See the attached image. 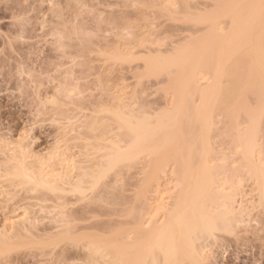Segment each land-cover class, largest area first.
Instances as JSON below:
<instances>
[{
	"label": "rangeland",
	"instance_id": "rangeland-1",
	"mask_svg": "<svg viewBox=\"0 0 264 264\" xmlns=\"http://www.w3.org/2000/svg\"><path fill=\"white\" fill-rule=\"evenodd\" d=\"M234 1L162 0L161 3V0H0V234L3 232L6 234L5 230L11 228V233L8 232L10 240L8 233L6 236L3 234L4 237L1 234L3 238L9 240V244L2 243L1 245L7 246V248L12 246L11 249L0 254V264H90V260H93L89 258L94 257H90L91 254L88 256L90 249L84 247V244L88 243L89 238L93 236L108 237L121 231L124 224H121L122 227L118 226L119 221L127 219L126 225L128 221L134 223V220L130 218L132 214L129 215L128 210L131 208L133 210L134 206L136 209V205L141 204L135 210L137 213L136 211L142 205L144 206L142 202L138 201L141 197V200L150 204V207L154 202L155 205L159 203L161 199L160 196V199L158 198L159 192H164L163 195L161 193L160 195L162 198H166L163 199L165 202L171 201L172 198L169 197L175 190H173L175 181L172 182L174 174L170 171L173 167H170L167 173H162L161 177L159 174L160 180L153 176L157 182L160 181L159 185L156 180L147 181L149 176V166L146 164L148 156L143 155L144 158H140L142 156L140 155L126 160L124 163L121 161L117 163L120 165H117L109 162L102 155L106 152L110 141H114L118 137L121 138V136L124 140L126 138V135L123 134L125 130L119 128V123L117 119L114 120L113 115L125 113L124 110L129 112L128 110L131 108L136 114L137 111L141 112L142 108L144 110L148 106L147 112L142 110V116L148 117L150 122L151 119H154L152 122H157L158 114L168 109L164 106H170L168 103L172 102L173 96L170 97V95L173 92L171 90H175L171 89V86L177 83L175 84L177 87L174 86V88L181 90L178 78L180 80L186 70L187 73L189 69L197 66V59L195 61L188 59L186 57L188 53L194 47L206 43L211 35L212 40L210 38V41H213V46L216 43L213 37L216 33L215 30H219L216 28L218 25L223 29L220 32L217 31L216 35L220 33L226 35L229 31V28L223 30L224 27L227 28V25L230 27L228 18L226 19L229 16L226 15H231ZM217 3H223V5L218 6ZM175 9L177 11L179 9V11L177 12ZM187 11H192L191 15ZM226 11L230 12L225 13ZM216 21L220 24L217 25ZM208 23L210 27H208ZM220 43L217 44V48ZM228 48L226 47L224 52L227 53ZM171 52L175 54L172 55ZM181 52H184L183 55ZM226 53L225 58L230 55L229 53L226 55ZM173 57L176 58L174 62L167 63ZM222 57L224 58V56ZM230 60L228 58L225 63L228 64L227 62ZM231 62L233 63L232 60ZM220 75L222 77L221 72ZM199 76L201 75L199 74ZM219 76L217 75V78ZM214 78L216 79V77ZM226 78L228 79V76ZM263 79H259L261 84H264ZM202 80L206 79L200 78V81ZM224 80L228 83L229 79ZM224 85L227 87L226 84ZM225 93L226 96L231 94ZM248 94L249 92L247 96H245L246 94L242 96H245V99L249 96L247 99L252 103L255 97L252 96V93L251 96ZM242 96L239 98L242 99L239 101L240 104L244 101ZM222 97H224L223 94ZM257 97L256 100H259L258 95ZM51 98L58 100V104L49 103L48 100ZM197 98H195L196 102ZM226 98L228 99V97ZM222 99L227 100L225 97ZM239 99L236 101L234 97L235 102H238ZM143 104L146 105L143 106ZM242 105L247 106V102ZM249 108L252 109L251 104H249ZM149 111L153 113L151 114ZM220 112L218 111L215 115L217 125L221 124L220 120H225L223 116H220L222 115ZM244 112H239V115ZM217 115H219L218 118ZM154 116L156 118H153ZM241 116L240 118H242ZM245 116L248 121L246 112ZM243 118L245 117L243 116ZM93 120H98L91 124L96 128L90 127V129L89 123ZM242 122L243 126L246 125L244 128L242 127V130L253 129L252 122L245 121L246 124L244 121ZM261 122L262 125H260L264 127V119H261ZM222 124L226 125L224 122ZM215 127L219 128L216 125ZM228 127L230 128V126ZM223 128L221 130H225V132H221L227 133V129ZM262 129L264 130V128ZM212 131L215 132L216 129H212ZM212 134L220 137V131L218 135L217 132ZM231 134L235 135V133ZM216 136L213 135V138L216 139L217 144L215 139L211 140L210 132L211 145L214 147L216 144V152L219 153L211 155L213 156L212 160L214 156H217L215 158L217 160L214 159L215 161L212 162L216 163L220 160L218 163L222 164L223 161L224 167L225 162L240 164L242 158L234 163L235 157L230 161L228 156L235 148L233 146L235 138L227 136L228 139L233 140V142H229L226 136L221 135L224 140L220 139L221 137L216 138ZM260 137L262 138L263 134L259 132L257 138L262 141L264 137L261 140ZM20 139H22V145L28 147L32 153L39 155L40 159L43 157L47 159L56 151L64 153V157L69 155L66 160L73 159V162L70 161V163L66 161L65 168L64 164L61 167L54 162L55 169L53 165V168H47L46 161L43 167L38 162L42 171L44 168H47L48 171L50 168V170L63 168L60 171L56 170L55 174H57V171L63 173V170L68 169L74 174V176L71 174L74 180L73 185L78 180L79 174L82 179L86 178V180L89 175L88 180H91L83 182V191L74 190L70 183H62L61 187L57 189L32 185L36 190H32L29 183L23 184L21 181L20 184L19 178L13 177L14 174L11 175L13 170L15 171L19 167L17 160H22L19 151L16 150ZM219 139L221 142L227 140L229 144L226 145V142L221 144ZM259 141L258 143H260ZM230 143H232L233 149L227 152L228 147H230L228 151L231 149ZM261 150L263 148L259 150L258 147V153ZM58 152L53 155L52 162L56 160L60 162L61 157L63 158V156H58ZM224 152L227 156L220 159L221 153L224 155ZM263 152L259 155H256L255 152V163L259 166H264L262 164L264 159H261L264 157ZM232 155L235 156V152ZM238 155L240 156V154ZM39 158L37 159L40 160ZM225 158L229 160L226 161ZM34 159L32 157V160ZM46 159L40 161L44 162ZM74 160H77L76 163ZM61 162L63 163V161ZM32 163L33 161L30 165L35 164ZM14 166L16 169H13ZM38 166L37 170H39ZM68 166L72 169L69 170ZM94 169L96 170L94 171ZM85 170L96 172V176L94 172L90 175V172L87 174ZM45 171L47 172L46 169ZM226 171L228 172V169H225L224 175L222 174L221 177L226 176ZM84 173L87 177L83 176ZM53 176L51 174L52 179L55 178ZM239 176L235 178H237L236 182H242L237 183V189L239 187L240 189L232 188L230 190L228 186L224 185L223 188L232 193L234 190L238 191L237 195L235 194L237 197L235 200H240L241 203L243 199L242 202L250 208L247 213L250 216L244 215L243 221L239 218L240 215L238 217L240 221L234 222L235 228H230L233 230L232 232L226 228L225 231L223 228L216 232L218 233L217 239H214L215 235L212 238H207V241L204 242L206 245L204 251L208 258L206 264H264V195L261 193L255 177L247 175V179L249 177L252 179L249 178L247 183L246 179L242 178H246V174L242 176L240 173ZM191 183L188 184V188L194 185L193 180ZM220 184H223V180H220ZM158 185L157 193L154 189L155 186L158 188ZM165 187L170 189L165 190ZM146 189L152 190L147 192ZM241 189L243 190L240 191ZM140 192L141 194H139ZM239 192L244 193L242 195ZM147 194H149L148 197ZM147 198L149 200H146ZM145 207L147 208V206ZM153 207L154 204L151 209L148 207L146 211L149 209L148 212H153ZM133 211L132 213H134ZM25 214L35 218L31 221L32 224L30 223L33 226L27 223L26 226L29 227L21 225L20 229H17L8 225L7 218L20 219ZM103 223L105 224L103 225ZM237 224L239 225L237 226ZM104 226L107 227V233L104 231L106 230ZM111 226L115 227V229L111 228L112 231ZM124 228L126 229V226ZM203 241H200V245ZM196 245L198 244L196 243ZM191 263L193 264V262Z\"/></svg>",
	"mask_w": 264,
	"mask_h": 264
},
{
	"label": "bare ground",
	"instance_id": "bare-ground-1",
	"mask_svg": "<svg viewBox=\"0 0 264 264\" xmlns=\"http://www.w3.org/2000/svg\"><path fill=\"white\" fill-rule=\"evenodd\" d=\"M161 3H162V0H161ZM217 4H219L218 6L223 5V3L222 4L217 3ZM216 6L217 5L215 4V7ZM217 8L219 9L220 7H217ZM186 10L188 9L186 8ZM175 11L177 10L175 9ZM191 12H189L190 15H191ZM228 12L230 11H226L225 13H228ZM226 16L230 17V18L226 17V19L228 18V24L230 25L231 28L227 25L226 26L227 28L224 27L223 31L229 28V31L227 32L228 35L227 34L224 35L221 33L216 35L217 31L220 32V30L222 31L223 29L220 27V25H218L220 23L216 21L218 25V27L216 28L219 30H215L216 33L212 32V33H215V36H214L215 38L213 37V39L216 41V43L214 44L215 47L214 45L212 46L213 41L212 42L210 41V38L212 40V35H211V37L207 36L208 42L206 41V43L201 44V46L199 47H194V49H192L188 53V55L186 56L188 59H191L192 61L193 60L195 61L197 59V66L189 69L187 73H186L187 71L186 70L185 74H183L185 76L181 74L182 77L180 76L181 77L180 80L178 78L177 81L179 82V85H181V90L180 89L176 90L174 88L175 84L177 83L173 84L174 82L173 80L172 82L173 85L171 86L172 87L171 89H174L175 91L170 89L173 92V94L170 95V97L173 96L172 102L168 103L170 106H164V107H168V109L164 110L163 112L161 111L162 113L160 112V114H158L159 118L157 119V122L155 123L152 122L154 121V119L153 120L151 119V122H150V120H148L149 119L148 117L142 116L141 113H143L144 110H145L144 112L148 111V110L146 111L148 106H146L147 108L144 110L143 108L142 109L140 108L141 112L137 111L139 114L136 113L138 115H136L133 112L134 110H132L131 107H130L131 110H128L129 112L131 111L130 114L129 112H126V110H124L125 113H118L116 115H113L114 120L117 119L119 123V125L117 124L119 128L125 130L123 134L126 135V138L124 140V138H122L121 136L122 139L118 137L116 140L114 139V141H110L108 146L105 145L107 146V150L102 155H104V157H106V159H108L109 162L113 164H117L121 161H123L124 163L126 160L135 158L140 155H142L140 156V158H142L143 155L148 156L149 158L147 159L146 164L147 166H149V176L147 177V181H151L153 179V176H156L155 178L158 177L157 179H159L162 173H167L168 172L167 170H169L170 167H173L171 168L170 171H172L173 172L172 174H174V179L172 180V182L174 181L175 182H174V186L172 185L174 188L171 186V189L173 188V190L174 189L175 190L172 192V194L169 193L171 194V197H169L170 195L167 194L169 195L168 196L169 198H172L171 201L168 200L167 202H165L163 199H166V198H162V195L164 192L158 193L160 181L157 182V180L154 178L153 180H156V182L159 185H158V188H156L157 185L155 186L156 190L154 188L153 189L155 192L157 191V193L159 194L158 198L160 199L161 197V199L158 204L155 205V202L153 203L154 204L153 212L152 211L148 212L149 209L152 208L153 204L150 207L149 206L150 204L147 201L145 202L144 200H141L142 199L141 197V199H139L138 201L142 202L144 206L142 205L141 208L139 207L140 209L136 211L137 213H135V210H137L138 206L139 205L141 206V204L139 205L135 204L137 206L136 209L134 208L135 206L134 207L132 206L134 211L132 210V208L130 209L131 212H129L130 210L127 209L128 213H130L129 215L131 214L133 215V216L131 215L130 218L134 220V223H131V221L130 222L128 221L127 223V225H130V226L131 224H133L131 227L130 226H128L129 228L127 227L126 222H125L127 221V219L122 220V221H119L120 224L118 226H121V224L122 225L124 224V226H126V229L125 228L123 229L124 226L123 227L121 226L122 230L116 232L115 234L111 236H108V237L93 236L89 238L88 243L86 244L83 243V244L85 245L84 247H87L90 249L88 256L91 254L90 257L92 256L94 257V258H89L93 260V261L90 260L89 262L90 264H190V262H193V264H206V261L208 260V258L206 255L207 253L204 251V248L206 247L204 242L207 241V238L209 237L212 238V236L215 235L214 239H217L216 237L218 236V233L216 232L219 229L223 230V228L224 230L226 228V230L232 232L233 230L231 229L235 228L236 226L235 223H237L238 220L240 221L238 217L241 215L239 218L243 220V216L249 213L248 209L250 208H248L247 207L248 205L242 202L243 199L241 203L239 199H238L239 201L235 200V197L238 192L237 190L240 189V187L237 189L238 187L237 183H240L241 181L236 182V179L238 178L240 173L242 176H245L246 174V178L242 177L243 180L246 179V181L250 178L249 177L247 179V175L251 177H255L260 186L261 193H263L264 195V166H259L255 163V152L257 153L256 155H259V154H262L261 152L264 151V147H261L262 145L264 146V143L261 144V142H264V138H263L264 130L262 129L264 127L261 126L262 122L260 123V120L264 119V84H261L259 81V79L262 80L264 78V0H235L231 15H226ZM224 21L225 19L223 20V22ZM209 23H208V27H210ZM212 29H215V28H212ZM218 43L220 44L217 48ZM226 47L227 48L229 47L228 48L229 50L227 49V53H229L230 55L226 56L225 58L226 52H224V50L226 49ZM173 53L171 52L172 55L175 54ZM183 53L184 52H181V55H183ZM222 56H224V58L226 59L225 62L228 60V58L230 60L231 56H233L234 60L231 59L233 63L231 62V60L229 61L230 63L227 62L230 65V67L228 64L224 62V58ZM175 59H176L175 57L170 58V60H168L167 63H173ZM159 60L161 59L159 58ZM220 72L222 73V77L220 75ZM213 73H215V75L217 74L218 76L219 75L220 76L217 78V75L216 76L212 75ZM199 74L201 76H199ZM177 76H178V73L176 74V77ZM227 76L229 80L233 79L232 80L233 82L231 80L229 81L226 78ZM214 77H216V79ZM200 78L202 79L205 78L208 82L205 80L207 82L206 83L205 81L202 80L203 84H201L202 81H200ZM224 79L228 80L229 84ZM222 83L223 85L226 84L227 87H225V85L224 86L221 85ZM224 88H227V89H224ZM228 89H229V92H228ZM225 92H227V94L228 93H231V94H228V96H226ZM237 92L241 95L239 94L237 95ZM248 92L250 96L252 93V96L255 97L254 99L255 103L254 101L251 103V101L248 100L249 96L246 97L245 99V96H247ZM255 93L259 96V100H256V98L258 99V97ZM222 94L225 97V99H227L226 97H228L226 101L222 99L224 98L222 97ZM253 94H255L256 96ZM242 95H245V96H242ZM241 96L244 97L243 99L245 101V102L243 101L242 104L243 103L245 104L247 102V106L240 104L241 102L239 101L242 99H239V98ZM194 97L195 98L198 97L200 102L198 101V98L196 102ZM230 97L233 99H231ZM234 97L236 101L237 99H239L238 102H235ZM48 101L49 103H52L54 105L57 103L58 100H56L55 98H51ZM198 102L199 104H197ZM249 104H251V108L252 106L254 107L250 109ZM145 105L143 104V106ZM169 107H171V109H169ZM121 108L122 107H120V110ZM218 111L219 112L221 111L220 114L222 113V115L220 116H223L225 119V120H220L221 121L220 125L222 127L219 124L217 125L216 123L217 119H215L216 118L215 115L217 114ZM241 111H245L247 113L248 121L252 122L253 129L250 128L248 130L246 128L245 130L244 129L242 130V127L244 128L246 126V125L243 126L244 124H242L243 123L242 121H244L245 124L246 122L248 123V121L246 119L245 112L240 113L245 118L239 115V112ZM150 113L152 114L153 112H150ZM161 115H163V117H160ZM218 116L219 115H217V118ZM240 116L243 119L240 118ZM153 118H156V116H154ZM95 121H98V120L91 121L89 125H91L92 122L95 123ZM223 122L224 124L226 123V125L229 124L228 126H230V128L227 126L228 127L227 129L226 125L222 124ZM240 124H242L241 127H240ZM215 125L219 126V128L221 127V129H224L223 127H225V129L228 130V131L226 130V132L230 134L227 135V133H222L221 131L225 132V130H221V129L219 130V128L217 127L218 128L217 129ZM90 127L94 128V126L92 125L89 126V128ZM89 128L87 129L90 130L91 128L90 129ZM212 129H216V131L214 132L212 131ZM217 130L220 131V134H219V131ZM210 132L212 136L211 140L215 139L213 138V135L214 137L216 135L212 133H216V132H217V135L218 134L220 135V137L221 135L223 137L226 135L227 136L230 135V138L232 136H233L232 139L235 138L234 140L235 142H233L232 139L230 138L228 139V137L226 136L229 142L232 141L233 143H235V145H233L235 146L234 148L235 151L233 149L232 143H230L231 149L229 151L228 149L230 147L227 146L228 147L227 150L224 146L223 148H225L227 152H230L233 149V151L235 152V156L232 155L234 152L231 151V153L232 152L233 153L232 154L230 153V155H228L229 159H231L230 161H232V159L235 157L234 163H236V161H239L242 158L240 164L238 162L236 165L233 164V162L232 163L225 162V167L226 165H228L227 167H229V168L227 167L225 168L224 165H222L223 161H222V164L221 162H219L220 164L218 163V161L220 160L216 161V163H213L215 160H217L215 159L217 158V156L216 157L214 156L212 160L213 156L211 155L213 153H216V155H218L219 153L216 152L217 151L215 147L217 144L216 139H215L216 142L214 141L216 143L215 146L212 147L211 145V141L209 137ZM259 132L260 134H263V137H262L263 139L260 137V140L262 139V141H259V139L257 138ZM231 133H235V135H232ZM220 137L216 136V138H220ZM223 137H221L220 139L224 140ZM127 138L128 140H126ZM118 139L120 140L117 141ZM21 140L22 139H20L19 141L18 148H16V150L19 151L21 155V159H22V160H17L18 161L17 163L19 164L17 165L19 167L17 166L18 168L16 169V167L14 166L15 168L13 167V169H16V170L15 171L13 170V173L12 171L8 169L12 173V174L11 173L9 174L11 175L14 174L15 176L13 175V177L19 178L18 181H20L19 182L20 184H21V181L23 182V184L29 183L31 185L32 190H36V189H33L35 188V186L53 187L57 189L61 187L62 183H65V184L70 183L73 185L74 180H73L72 175L74 176V174L68 171V169L63 170L64 171L63 173L62 172L58 173L57 171V174H55L56 170L60 171L63 168L62 169L59 168L56 170H50L51 168H53V166L55 169L54 162L58 163V165H61V167L64 164L65 166L63 165V167L65 168L67 166L66 161L70 163V161H72L73 159L66 160L67 156L64 157L65 156L64 153H62L61 151L60 152L56 151V153L54 154H57L58 152L59 153L58 156H63V158L61 157V161H63V163L59 159L58 161H60L61 164L60 162H57V160L52 162L54 154L51 155L52 157L49 156V158L47 159L45 157L41 158L42 160L46 159L44 160V162L40 161L41 159L38 157L39 155L32 153V151L29 150L28 147H25L24 145H22L23 143H21ZM227 140L222 141V142L220 141V142L221 144L223 142L225 144L226 142V145H227L228 143ZM257 140L260 143H258ZM212 144H213V141H212ZM258 147H259V150L260 148L261 149L263 148V150H261L259 153H258ZM221 154L223 155V153ZM225 154L226 152H224L223 156L222 155L220 156V159L221 157L222 159L224 156L226 157L227 154L226 155ZM238 154H240V156ZM35 155H36V158H35ZM32 157L33 159L34 158L35 159L32 160ZM55 157L57 156L55 155ZM37 158H39L40 160H38ZM67 158H69V155ZM26 159L28 161V165H27ZM29 159L33 161V163L35 164L32 163L33 165H30L31 161ZM229 159L225 158L224 160L227 161ZM261 159L263 160L264 157ZM45 161L47 162L46 167L47 168L51 167L49 171L47 168H44V170L42 171L41 167L45 166ZM38 162L40 163V165H42L41 167L38 166L39 164ZM106 163H107V160H106ZM211 163L215 165H212ZM229 164L233 166L230 167ZM262 164H264V162H262ZM72 165H74V163H72ZM117 165H120V164H117ZM37 166L39 170L41 168L42 172L37 170ZM56 167H57V164H56ZM74 167H76V165H74ZM221 167L225 168L226 170L228 169V172L226 171L227 173L225 174L226 176L224 177H221V176L224 175L225 169L223 170V168ZM232 167L233 169L231 170ZM45 169L47 170V172L45 171ZM95 170L96 169H94V171ZM85 172L87 174L90 172V175L92 174V172L89 170H85ZM95 173L96 172H94V174ZM51 174L54 175L53 177H55L56 179L55 178L52 179ZM159 174H160V177H159ZM79 176L77 177L78 180L73 185V189L83 191L84 190L83 184L85 183L84 181L87 182V181H90L91 179L88 180L89 175L87 177L85 173L83 174V176L87 177V180L86 178L82 179V176H80L81 178L79 179ZM95 176L92 175V177H95ZM192 180L194 182L193 183L194 185L188 188L187 186L189 183L192 182ZM220 180H223V184H220ZM250 180L252 179L250 178ZM32 185H35V186L32 187ZM223 185L228 186L230 190H232V188L233 189L236 188L237 190H234L233 193L229 192L223 188ZM161 186H162V183H161ZM167 188L165 187V190H167ZM151 190L148 189L147 192ZM242 190L243 189H241L240 191ZM160 193L162 195H160ZM239 193L238 195L240 194L243 195L244 192L240 194ZM139 194H141V192ZM144 194L146 195V192ZM149 194H147V197ZM261 198H263V196ZM146 200H149V198H147ZM157 200L158 199H156V202H158ZM144 202L148 204L146 205ZM145 206H147V208L149 207L148 211H146L147 208ZM132 211L134 213H132ZM247 215L250 216L249 214ZM33 219L35 220V218H33L32 216H29V214L27 215L25 214V216H23L20 219H17L15 217H9L7 218L6 221H8L7 223H9L8 225H10V227L20 229L19 226L21 225L26 226L27 223L31 225L32 224L31 221ZM36 221L38 220L36 219ZM104 224L105 223H103V225ZM238 225L239 224H237V226ZM26 227H29V226H26ZM112 227L113 226H111L110 229ZM7 228L9 227L7 226ZM96 228L98 230L100 229L98 227ZM113 228L115 229V227ZM102 229H103V226H102ZM10 230L11 228L6 229L5 232L8 233ZM12 230H15V229H12ZM112 230L113 229H111V231ZM1 231L3 232L4 230H1ZM100 231L102 230L100 229ZM104 231L105 233L108 232L107 229ZM66 232H68V230ZM9 233H11V231ZM1 234L3 236L4 232ZM6 234L4 235L6 236ZM2 236L0 237L3 239V240L2 239L0 240L1 241L0 254L11 249L12 247L10 245L11 247L8 246L7 248V246L3 247L1 245L2 243L9 244L10 234H9V240L3 238L4 236L3 237ZM201 240L202 241L204 240V241L200 245ZM196 243L198 245H196Z\"/></svg>",
	"mask_w": 264,
	"mask_h": 264
}]
</instances>
